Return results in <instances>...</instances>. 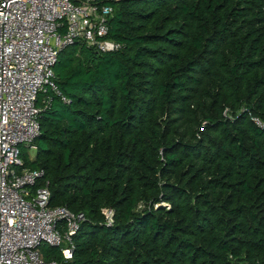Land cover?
<instances>
[{
    "label": "trees",
    "instance_id": "trees-1",
    "mask_svg": "<svg viewBox=\"0 0 264 264\" xmlns=\"http://www.w3.org/2000/svg\"><path fill=\"white\" fill-rule=\"evenodd\" d=\"M100 1L121 48L59 53L35 158L20 150L50 206L84 217L72 259L44 261L264 264V0Z\"/></svg>",
    "mask_w": 264,
    "mask_h": 264
},
{
    "label": "built area",
    "instance_id": "built-area-1",
    "mask_svg": "<svg viewBox=\"0 0 264 264\" xmlns=\"http://www.w3.org/2000/svg\"><path fill=\"white\" fill-rule=\"evenodd\" d=\"M112 13L100 0H0V264H58L44 261L41 245L73 257L84 217L50 206L44 172L18 170L20 150L33 148L40 134L39 114L48 105L36 107L38 94L60 96L53 70L59 53L76 42L101 53L121 48L107 37ZM101 214L113 224L112 209Z\"/></svg>",
    "mask_w": 264,
    "mask_h": 264
},
{
    "label": "rangeland",
    "instance_id": "rangeland-1",
    "mask_svg": "<svg viewBox=\"0 0 264 264\" xmlns=\"http://www.w3.org/2000/svg\"><path fill=\"white\" fill-rule=\"evenodd\" d=\"M27 153L29 156V159H34L35 158V148H27ZM114 216H115V212H114ZM113 222H114V218H113Z\"/></svg>",
    "mask_w": 264,
    "mask_h": 264
},
{
    "label": "bare ground",
    "instance_id": "bare-ground-1",
    "mask_svg": "<svg viewBox=\"0 0 264 264\" xmlns=\"http://www.w3.org/2000/svg\"><path fill=\"white\" fill-rule=\"evenodd\" d=\"M108 53V52H107Z\"/></svg>",
    "mask_w": 264,
    "mask_h": 264
}]
</instances>
